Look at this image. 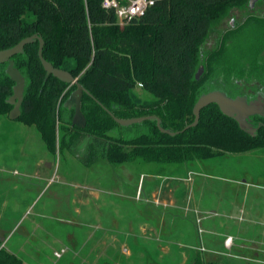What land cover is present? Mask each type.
I'll return each instance as SVG.
<instances>
[{"label": "trees", "instance_id": "1", "mask_svg": "<svg viewBox=\"0 0 264 264\" xmlns=\"http://www.w3.org/2000/svg\"><path fill=\"white\" fill-rule=\"evenodd\" d=\"M249 1L154 0L143 15L120 23L113 10L101 6V0H0V50L36 34L44 41L43 58L70 72L93 96L84 93L81 98L85 126L72 125L74 110L64 104L76 85L53 75L46 77L38 57L39 42L34 40L12 56L25 78L21 113L15 121L34 126L51 153L57 149V122L62 131L59 150H70L76 140L85 137L82 160L86 164L101 159L116 164L135 158L180 164L264 148V116H252L257 129L251 135L214 103L201 109L196 126L181 131L193 121L195 95L210 91L206 89L229 95L227 80L243 75L247 67L259 66L264 18L254 14L226 30L217 49L201 55L212 27L236 9H250ZM246 32L252 35L250 57L246 65L237 66L238 60L229 51L238 52L236 38ZM200 64L206 72L197 79ZM6 65L0 63V115L8 117L13 106L7 99L14 81L5 72ZM139 84L151 94L150 99L141 100L135 94ZM103 107L118 118L154 115L163 129L181 132L163 133L155 119L121 126ZM3 239L0 233V264H21L20 258L2 246ZM196 256L189 264H226Z\"/></svg>", "mask_w": 264, "mask_h": 264}, {"label": "rangeland", "instance_id": "2", "mask_svg": "<svg viewBox=\"0 0 264 264\" xmlns=\"http://www.w3.org/2000/svg\"><path fill=\"white\" fill-rule=\"evenodd\" d=\"M248 14L264 18V1L257 0L252 9H236L214 25L201 55L217 49L222 34L241 24ZM251 38L249 32L238 35V52L230 49L237 66L247 64ZM258 62V67H245L243 75L227 80L225 86L229 96H246L259 109L264 107V50ZM200 66L203 70L198 78L206 72L203 64L197 71ZM134 92L141 100L151 98L139 85ZM203 93L194 96L193 105ZM5 123L0 136L6 140L0 146H19L18 135L15 139L13 133L22 128L29 131L21 141L27 156L34 163L51 164L32 185L14 189L11 179L19 176L12 171L4 172L0 180V233L5 247L22 264H189L196 255L205 262L264 264V148L196 158L177 166L146 163L141 158L86 164L82 160L85 137L76 140L70 150H59L62 131L58 122L55 153L46 149L34 126L11 119ZM2 160L20 169L11 153ZM232 178L252 181L240 184L241 196L247 199L244 206L230 209L235 217L230 223L240 225L244 233L237 235L240 250L229 251L224 227L229 209L223 202L233 193L234 184L228 181ZM255 213L260 222L250 220Z\"/></svg>", "mask_w": 264, "mask_h": 264}, {"label": "water", "instance_id": "3", "mask_svg": "<svg viewBox=\"0 0 264 264\" xmlns=\"http://www.w3.org/2000/svg\"><path fill=\"white\" fill-rule=\"evenodd\" d=\"M256 1L257 0L249 1L250 9L254 7ZM34 40H38L39 42L38 57L40 59L42 67L45 70L46 77H48L49 75H53L54 77L59 78L61 81L67 84L76 85V88L69 95L64 105L65 107L73 108L74 110L71 119V124L78 128H83L86 124V118L83 115L80 108L81 98L84 93L91 96L92 98L93 96L84 88V86L80 82L77 81V78L74 77L70 72L54 67L52 64H50L48 61H46L43 58L42 47L44 41L42 37L36 34L21 39L19 42H17L14 46L10 48L0 50V63H7L5 67V72L9 75L11 80L14 81V85L12 87V94L7 99V102L12 104L13 106L8 114V117L13 120L20 115L21 113L20 106L23 100V93L25 87V78L22 75V73L14 66L12 56L18 53H22L25 44H28ZM202 70L203 67L200 66L199 70L195 75L197 79L201 74ZM258 101L260 102V104H262V100L260 98H258ZM212 103L216 104L223 114L233 118L238 123L241 129L247 131L251 135L254 134L257 127H254L249 123V118L256 114L257 115L264 114V107L262 106L259 107L258 109V107L255 105L256 103L254 101H248L246 96L231 97L223 90L220 89L210 90L201 94L198 97L192 108V114L194 117L193 121L187 124L181 131L196 126L199 120L201 109ZM104 109L107 110L106 108ZM110 115L113 117L114 121L121 126H128L133 123H140L144 120L155 119L157 123V127L161 132L167 133L171 136L181 132V131H170L167 129H163L160 126V119L154 115H145V116L132 117V118H118V117H114L111 113Z\"/></svg>", "mask_w": 264, "mask_h": 264}, {"label": "crops", "instance_id": "4", "mask_svg": "<svg viewBox=\"0 0 264 264\" xmlns=\"http://www.w3.org/2000/svg\"><path fill=\"white\" fill-rule=\"evenodd\" d=\"M6 119L9 120L10 118L0 115V128H3V127L5 128ZM13 121H15V119H13ZM18 131H19V133L15 132V133H13V134H15L13 136H15V139H16V137H17L16 135H18V143H20L19 146L15 145L13 148H8V145H5V144H3L4 146H0V180L1 181L3 180L2 178H4V176L2 174L4 172L12 171V173L10 172L11 174L19 176V177L13 179V180L11 179V181H13V184H12V182H11V184L13 185L14 189L15 188H22V186H24V185L25 186L26 185H32L33 182H37L41 178V176L45 172V170L47 168H50V166H51L50 163H48V162H46L44 160H42V162L39 161V160L35 161V163L32 162L30 157L27 156L26 148H24V146L22 147V143H21V141L24 140V138H26L27 135H29V131H27V130L25 131L22 128H21V130H18ZM1 132L3 133L4 130L1 129ZM0 137H2L0 142H2V141L4 142V140H6L5 135H2ZM17 150H19L18 153L17 154L14 153ZM6 153L7 154L11 153V156L14 155V160L13 161H14L15 164H17V166L20 167V169H18L17 167L16 168H12V167L10 168V166H6L7 161L6 160H2V158L4 157V155ZM25 158L27 159V161H25ZM39 163H40V165H39ZM170 166H177V165L176 164H171ZM228 181L232 185L234 184V189L232 191L233 193L229 194L227 197H225L224 202H223L226 205V207H228V209H229V211H228L229 212L228 213V220H227V221H229V223H227V221H225L226 225H224V227H225V233H226L225 238L226 237H232V242H231V244L229 246H225V245L224 246L229 251L230 250H234V249L235 250H240V246L236 243L239 240V238H237V235L243 234L244 230H243V228L240 225L238 227L232 226V224H233L232 222L233 221L231 220V218L234 220L235 217L231 216L232 213L230 212V209L231 208L232 209H240V208H242L244 206V203L246 202L247 199L245 198L244 195L241 196V191H240L241 190V186H240V184L242 182L250 183L252 180L241 179V178H232L231 180L228 179ZM237 188H240V189H237ZM172 191L170 192L171 196H173L172 195ZM254 202L256 203L255 200H254ZM256 206H257V204H255V206H254L255 209L257 208ZM258 212H259V215H260V211H258ZM256 215L258 216V213L253 214L252 217L250 215V217H251L250 220H252L253 222H256V219L258 218L257 221L260 222V218L256 217ZM2 246L7 251H9V252L14 254V252L10 251L8 248L5 247L4 243L2 244Z\"/></svg>", "mask_w": 264, "mask_h": 264}, {"label": "built area", "instance_id": "5", "mask_svg": "<svg viewBox=\"0 0 264 264\" xmlns=\"http://www.w3.org/2000/svg\"><path fill=\"white\" fill-rule=\"evenodd\" d=\"M153 2L154 0H101V6L106 10H113L117 20L122 23L123 21H128L133 17L143 15L146 9L151 6ZM139 86H141V84H139ZM231 242L232 237H227L225 245L229 246ZM60 255V253L55 252V256L59 257Z\"/></svg>", "mask_w": 264, "mask_h": 264}, {"label": "flooded vegetation", "instance_id": "6", "mask_svg": "<svg viewBox=\"0 0 264 264\" xmlns=\"http://www.w3.org/2000/svg\"><path fill=\"white\" fill-rule=\"evenodd\" d=\"M232 97V96H231ZM233 97H235V96H233ZM67 108V107H66ZM67 109H71V108H67ZM254 116V115H253ZM250 118H252V116L250 117ZM72 119V118H71Z\"/></svg>", "mask_w": 264, "mask_h": 264}]
</instances>
